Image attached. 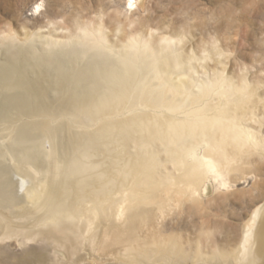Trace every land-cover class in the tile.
Wrapping results in <instances>:
<instances>
[{
	"label": "bare ground",
	"instance_id": "1",
	"mask_svg": "<svg viewBox=\"0 0 264 264\" xmlns=\"http://www.w3.org/2000/svg\"><path fill=\"white\" fill-rule=\"evenodd\" d=\"M103 29L86 27L84 36L76 42L48 39L50 56L81 52L85 56L86 51L95 52L87 56L88 73L72 74L82 78L85 85L90 82L92 89L79 88V92L73 90L60 98L65 110L61 108L77 129L75 133L61 137L58 131L63 125L41 133L35 126H14L17 139L42 137L48 141L47 165L40 164L29 153L12 157L19 163L24 180L32 182L25 189L27 200L34 197V190L46 191L43 197L36 193L39 201L35 208L43 214L34 233L36 237L48 244L64 245L71 254L83 251L87 243L103 257L122 259L120 264H264V203L253 210L242 232L243 239L233 253L216 246L213 256H204L199 249L187 251L176 239L159 238L154 233L157 213L160 218L167 213L166 198L173 199L175 195L173 202L179 205L186 198H198L206 181L201 179L202 172L220 174L227 165L238 169L241 163L235 157L244 150L255 149L264 156L257 136L241 126L243 119L253 115L254 90L247 84L236 86L223 75L200 83L190 79L192 85L188 87L168 84L156 72L167 71L170 65L181 66L180 54L161 59L147 38H132L124 55L115 56L114 61L101 60L98 52L111 53ZM1 35L12 43L19 41L13 30ZM181 37L162 40L173 44ZM62 60L55 62L57 68L63 65ZM150 70L155 72L154 80L148 76ZM59 75L56 80L63 85L64 74ZM72 75L66 77L67 83L79 84ZM27 84L33 104L42 100L39 94L33 95L34 86ZM45 105L33 109L47 111ZM199 147L203 152L198 151ZM189 154L193 156L191 160ZM174 171H179L178 175ZM162 190L166 198H161ZM15 203L12 186L4 181L0 171L2 219L15 215ZM123 245L125 248L118 250ZM44 255L37 256L41 262L47 260Z\"/></svg>",
	"mask_w": 264,
	"mask_h": 264
},
{
	"label": "rangeland",
	"instance_id": "2",
	"mask_svg": "<svg viewBox=\"0 0 264 264\" xmlns=\"http://www.w3.org/2000/svg\"><path fill=\"white\" fill-rule=\"evenodd\" d=\"M99 26L104 27L105 43L111 50V53L98 52L101 60L114 61L115 56L124 55L125 46L132 38H147L161 59L180 54L181 66L170 65L167 71L156 72L157 77L166 78L168 84L188 87L192 85L190 79L200 83L223 75L236 86L249 85L255 93V101L251 103L253 115L243 119L241 126L253 132L264 149V0H0V36L13 30L19 38L17 43H12L0 37L4 40L0 39V171L4 181L11 184L17 203L13 206L15 215L8 219L0 216V264H93L94 261L95 264H120L123 261L103 257L87 243L84 244L86 249L71 254L64 245L48 244L36 237L34 233L43 214L35 207L38 195L43 197L46 191L34 190V197L27 200L25 189L32 182L24 180L19 163L12 158L29 153L36 156L40 164H48L45 154L48 141L42 137L41 141L17 139L14 126H35L41 133L63 125L58 131L61 137L77 130L65 114L62 99L73 90L92 89L90 82L85 85L82 78L72 74L88 73L87 56L95 52L86 51L85 56L82 52L65 57L50 56L48 39L76 42L84 36V28L96 30ZM163 37H181V40L168 44ZM60 59H63V70L55 63ZM69 71L71 74H67ZM59 74H64V88L56 80ZM70 75L79 84L67 83L66 77ZM148 76L154 80L155 72L150 70ZM27 82L36 89L33 95L39 94L42 100L33 104ZM39 104H46L48 110L34 111V106ZM203 150L198 148L199 152ZM238 155L235 157V161L241 163L238 169L227 165L220 174H200L206 181L196 200L186 198L179 205L173 202L175 195L167 199L165 191H160L161 198H166L167 213L162 219L157 213L154 233L159 238L176 239L187 251L199 249L204 256H213L216 246L233 253L243 239L242 232L253 210L264 203V156L255 149L241 151ZM192 157L189 154L188 159ZM177 173L179 171L175 175ZM206 185L209 186L204 190ZM12 225L14 229L10 228ZM122 247L125 245L118 250ZM85 251L87 254L83 253ZM39 253L45 254L47 260L41 262L37 257Z\"/></svg>",
	"mask_w": 264,
	"mask_h": 264
}]
</instances>
